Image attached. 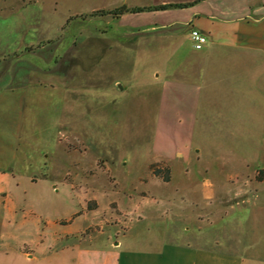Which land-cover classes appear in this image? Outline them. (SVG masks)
<instances>
[{
	"label": "rangeland",
	"instance_id": "rangeland-1",
	"mask_svg": "<svg viewBox=\"0 0 264 264\" xmlns=\"http://www.w3.org/2000/svg\"><path fill=\"white\" fill-rule=\"evenodd\" d=\"M189 1L0 0V171L12 173L4 187L19 221L84 235L110 224L113 238L186 226L191 244L236 246L240 232L253 237L241 221L264 225V7L249 19L259 51L205 70L194 107L176 97L167 124L157 122L159 84L187 72L188 28L146 31L156 15L104 14ZM171 147L190 148L188 158L157 155Z\"/></svg>",
	"mask_w": 264,
	"mask_h": 264
},
{
	"label": "crops",
	"instance_id": "crops-1",
	"mask_svg": "<svg viewBox=\"0 0 264 264\" xmlns=\"http://www.w3.org/2000/svg\"><path fill=\"white\" fill-rule=\"evenodd\" d=\"M206 2L200 1L184 9L135 14L156 15V22L146 31H172L182 25L188 28V35L192 28H196L208 39L201 50H195L191 44L190 59L185 69L187 72L178 75L176 67L168 75L169 78L159 84L158 124H167L169 118L175 115L176 104L171 101L176 97L189 95L190 107L193 106L200 94V82L205 70L214 65L231 64L228 63L231 61L233 65H238L240 52L258 50L249 45L255 38V30L249 19L257 18L264 7L262 1L237 0L239 7H234L232 11L227 9V13L218 15L203 6ZM176 10H184L188 14L181 17L183 15ZM156 77L159 78V74ZM156 146L153 148L158 149ZM189 149L171 147L156 152L167 157L178 152L187 159ZM11 174L0 171V264H264V225H261V218L255 215L251 217V222H240V229L253 224L252 240L240 232L242 240H236L237 246L229 244V239V242L223 243L199 240V243L191 244L182 237L190 230L186 226L181 231L172 232L171 237L167 229L164 235L150 238L132 227H128L122 236L113 238L103 231L104 226L110 224H90V229L95 228L96 233L86 235L82 232L58 231L57 226L50 231L54 224L44 227L42 224H27L25 219L18 220V206L7 202L4 187ZM261 191L264 192V189Z\"/></svg>",
	"mask_w": 264,
	"mask_h": 264
},
{
	"label": "trees",
	"instance_id": "trees-1",
	"mask_svg": "<svg viewBox=\"0 0 264 264\" xmlns=\"http://www.w3.org/2000/svg\"><path fill=\"white\" fill-rule=\"evenodd\" d=\"M204 1V0H194L189 3H176V4H160L155 6H134V7H128L126 5H122L118 8H115L113 10H110L108 12H104L105 15H111L113 18H119L122 15L125 14H140L145 12H155V11H163L168 9H184L188 8L192 5H195L196 3ZM169 168H167L165 176L162 177V180L164 183L169 181ZM264 174V169L259 170V174ZM258 181L261 180V176H257Z\"/></svg>",
	"mask_w": 264,
	"mask_h": 264
},
{
	"label": "built area",
	"instance_id": "built-area-1",
	"mask_svg": "<svg viewBox=\"0 0 264 264\" xmlns=\"http://www.w3.org/2000/svg\"><path fill=\"white\" fill-rule=\"evenodd\" d=\"M189 38L191 41V44L195 50H201L203 47L207 44L208 39L206 35H204L202 32H200L196 28H192L189 32Z\"/></svg>",
	"mask_w": 264,
	"mask_h": 264
}]
</instances>
